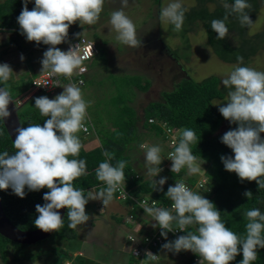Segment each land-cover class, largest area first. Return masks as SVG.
Masks as SVG:
<instances>
[{"label":"clouds","instance_id":"9594fccd","mask_svg":"<svg viewBox=\"0 0 264 264\" xmlns=\"http://www.w3.org/2000/svg\"><path fill=\"white\" fill-rule=\"evenodd\" d=\"M29 2L23 0V9L17 17L21 34L37 45L43 43L52 46L43 53L41 73H51L53 77L63 76L71 81L74 75L85 71L81 67L82 58L78 55L80 45L66 52L56 46L66 41L69 28L77 21L81 26L97 24L105 0H35L32 10L28 8ZM128 6L129 0H121L120 10L111 13L110 24L119 42L139 48L143 42L138 38L136 25L123 10ZM223 7L226 10L223 19L211 21V28L218 33L217 40L228 36L229 29L225 21L230 15H236L242 27L251 28L253 21L247 10L252 5L247 0H234L231 4L223 2ZM187 11L181 0H172L161 8L160 21L173 25V30L180 32ZM76 36H81V33H76ZM237 61L239 64L222 80L223 86L228 89L226 104L212 102L213 105H219V111L225 119L238 125L221 138V142L233 150L234 158L221 156V160L225 169L236 173L241 182L255 181L259 189H264V137L261 136L264 133V71L239 66L243 64V56H238ZM12 74L13 70L7 63L0 64V83L6 85ZM51 83L53 87L61 86L56 79ZM63 88L64 91L54 99L47 96L35 98V107L42 116L48 117L43 126L30 124L26 128L18 127L13 141L15 153H0V189L11 188L21 198L26 195L25 188L29 191L49 189L43 196L46 203L35 206L39 215L34 224L44 232H59L63 228L64 221L58 210L64 208L68 209L69 228L76 230L78 226L86 225L91 218L86 213L89 201H101L105 208L113 201L114 194L125 185L124 169L127 162L120 160L113 166L110 163L113 154L105 150L103 155L108 159L95 170L97 179L104 182L105 187L85 195L73 186V181L87 174L85 160L69 157H78L83 147L77 133L88 131L85 122L90 102L84 99L81 88L75 83L64 85ZM29 91L21 96L29 94ZM12 102L8 88H0V120L6 121L11 117L9 105ZM166 130L169 134L173 132L172 128ZM197 139L194 131H182L178 145L169 154L173 173H179L183 168H187L189 176L200 172L197 157L190 147L197 143ZM173 143H176L175 139ZM139 147L145 150L146 175L157 177L163 171L160 167L163 162L161 147L146 143ZM166 182L167 177H161L158 181L154 179L155 191L163 192ZM243 195L250 200L253 193L249 190ZM166 196L173 202L171 210L157 207L155 201L152 206L147 201L141 203L146 215L157 222L152 227H159L161 236L166 240L169 232L180 230L187 233L163 244L162 249L174 253L191 251L201 258L199 264H230L241 252L243 259L240 264H253L257 260V249H264V213L258 208L242 214L246 220V235L242 239L225 226L221 212L213 202L192 191L185 183L176 182L174 186H169ZM132 205H129V209H132ZM136 213L139 215L138 209ZM189 227H195L196 231H187ZM128 239L136 241L133 235H129ZM145 256L149 260L157 258L151 251H146Z\"/></svg>","mask_w":264,"mask_h":264},{"label":"trees","instance_id":"16d2710c","mask_svg":"<svg viewBox=\"0 0 264 264\" xmlns=\"http://www.w3.org/2000/svg\"><path fill=\"white\" fill-rule=\"evenodd\" d=\"M160 1L154 0L158 5ZM223 2L231 4L234 0H196L195 5L185 13L182 30L176 32L173 30L174 26L168 24V32L185 38L187 34L196 32L201 26L205 34L206 45L219 60L239 64L237 57L243 56L242 65H244L264 49V24L260 32L249 34V27H242L237 16L230 15L228 20L225 21L229 29L228 36L223 40H217L218 33L211 28V21L213 19H223L226 11L223 7ZM247 2L252 5L251 9L247 11L251 19H253L264 0H247ZM31 3V1L28 3L29 10H32ZM22 9L23 0H0V29L20 28L17 17L21 14ZM21 38V35L16 34L0 41V62L8 54L9 46L11 45L16 46L22 52L28 50L27 46L20 45ZM36 48L45 49L43 45H36ZM102 50L100 48L99 54H102ZM9 83L10 87H12L10 91L12 99L18 98L29 89L23 85ZM133 85L139 89H146L145 86L141 85L140 79L136 83L134 82ZM38 93H33L31 97L19 105L17 114L21 127L26 128L30 124H41L43 126L44 121L48 118L42 116L39 109L35 107L33 101ZM227 95L228 89L221 84V79L218 76L210 75L200 81H195L192 78H183L177 82L172 90L162 92L161 101L150 102L146 106L142 127L161 137V141H164L165 132L160 125L164 123L178 131V143L184 129H190L196 133L197 143L190 147L197 159L202 160L206 164L203 178H205L206 188L210 190L208 193H201V195L215 204L216 208L221 212V219L225 226L243 239L246 235V220L242 214L256 208L264 213V189H259L255 181L244 180L241 182L236 173L225 169L221 160V156H232L234 158V152L221 142L224 134H218V130L224 123L228 124L226 132L238 127V125H234L225 119L219 111V106L213 105L212 102L215 100L224 101ZM44 96H48V94L44 92ZM114 104L117 105V111L116 116L112 117L111 128L107 127L95 131L100 142L99 146L91 150H85L82 147L78 157H69V159L85 160L87 164V174L73 181V186L78 190H82L85 195L93 188L101 190V188L105 187L103 182L97 179L95 170L100 163L107 161L108 158L103 155V152L107 150L113 154V159L110 161L113 166H116L120 160L127 162L124 169L125 187L132 196L140 198L143 194H147L152 199L169 206L172 201L166 196L168 187L171 186L170 184L174 180L183 178L187 174V168H183L179 173H173L165 168L160 173L161 177H167V182L163 185L164 191H155L153 187L154 180L143 176L128 154L130 150L140 144L137 113L122 97H117ZM150 119H152L151 122L149 121ZM79 133L84 135L81 131ZM4 151L9 152L11 155L15 153L16 149L7 134L2 120H0V153ZM164 154H166L165 151ZM162 165H164L163 162L160 167ZM199 178L200 175L195 174L187 176L186 180L190 187L193 188ZM249 190L253 193L250 200L243 195L245 191ZM48 191L49 189L47 188L40 191H29L25 188L26 195L21 198L11 188L7 190L0 189L6 216L21 230L37 229L34 220L39 213H37L35 206L46 203L43 196ZM125 204L128 206L133 204L132 209H129V213L140 218L136 213L139 208L135 203L128 200ZM67 212L68 209L66 208L63 217L64 226L59 232L65 239H76V230L68 227L70 221L67 218ZM117 222L121 223L122 219L118 218ZM187 231L195 232L196 228L189 227ZM186 234V232H182L181 235ZM176 238V236L168 234L165 243ZM10 243L12 242L0 235V255L4 263L8 260L7 252ZM14 245L25 246L17 243ZM49 250L54 254H63L64 257L61 258L71 260L72 264H84L85 259L79 256L74 257L62 248L57 247ZM164 251L175 254L167 250ZM182 252L176 254H181ZM25 257L28 260L36 258L33 254H26ZM242 259L243 254L241 252L230 264H240ZM189 264H194L193 256L189 257ZM253 264H264V249H257V260Z\"/></svg>","mask_w":264,"mask_h":264},{"label":"rangeland","instance_id":"374dc122","mask_svg":"<svg viewBox=\"0 0 264 264\" xmlns=\"http://www.w3.org/2000/svg\"><path fill=\"white\" fill-rule=\"evenodd\" d=\"M170 2L172 0H161L158 5L154 0H129V6L123 10L136 25L138 38L143 42V46L139 48H132L119 42L116 39L117 33L110 24L111 13L120 10L121 0H105L104 10L97 24L83 26L84 35L92 38L99 50L100 48L103 49L102 54L98 52L89 64L85 85L81 87L84 99L90 102L86 120L91 124L89 129L91 135L88 138L91 137L90 139L95 140L93 144H90L83 142L82 136L79 137L82 145L87 149L95 147V144L99 142L96 130L111 128L112 117L116 116L117 111V105L114 104V101L117 97H122L137 113L140 144L160 146L164 164L166 161L164 151L167 149L164 141H161V137L142 127L146 106L150 102L161 101L162 92L172 90L177 82L183 78L200 81L210 75H215L221 79L222 84V80L238 65V63L223 62L212 53L206 45L205 34L201 26L196 32L187 34L185 38L170 34L168 24H162L160 21L161 8ZM195 2L196 0H181L187 9L193 7ZM31 4L33 9L35 1ZM252 21L253 24L248 29L249 34L260 32L264 24V3L261 4ZM0 33H7L6 38L19 34L22 36L20 45L28 47L27 51L22 52L14 45L9 46V52L0 64L7 63L13 70V74L6 85L1 84L7 87L9 91L12 89L9 82L26 86L30 90L31 78L41 73V60L46 48H36L37 43L28 41L26 36L21 34L20 28L0 29ZM21 55L24 57L23 60H21ZM239 66L264 71V49L248 63ZM139 79L141 85L145 86L146 89H139L133 85ZM63 86L64 84L53 87L47 93V97L54 99L64 91ZM30 94L19 97L16 104L26 101ZM41 96H44L43 91L36 95V97ZM227 99L228 95L224 101L215 100V102L226 104ZM33 102L35 103V100ZM227 126L226 123L222 124L218 134H225ZM261 136L264 137V133ZM140 144L128 152L130 159L136 167L139 166L138 170L143 176L158 181L161 178L160 174L157 177L146 175L145 150L139 147ZM196 162L201 169L196 175H200L199 180L203 182L206 164L200 159H197ZM187 176L189 175L186 174L183 177L184 181ZM202 184V186L194 187L193 191L198 194L208 193L210 190L206 188L204 182ZM90 191L96 190L93 188ZM114 200L119 202L116 198ZM89 203L95 205L94 211L91 210ZM89 203L86 207V213L91 218L86 225L77 227L76 239H65L61 232H54L45 240L32 245L19 247L12 242L14 244L8 245L7 262L4 263L0 255V264H64L66 259L61 258L64 257L63 254H54L49 250L57 247L64 249L74 257H82L85 259L84 264H113L122 259L125 261L127 255L124 250L128 248H124V236L127 233V228L123 223L126 229L123 230V225L119 226L117 219L120 218L123 222V218L126 217V205L119 202L120 212L116 213L119 208L113 209L109 207L110 204L102 208L101 201H89ZM112 210L116 213V218L110 215ZM139 217L143 218L140 213ZM42 250L43 252H41ZM163 253L164 264H189V257L193 252ZM26 254H33L36 258L28 260L25 257Z\"/></svg>","mask_w":264,"mask_h":264},{"label":"built area","instance_id":"2783aa9c","mask_svg":"<svg viewBox=\"0 0 264 264\" xmlns=\"http://www.w3.org/2000/svg\"><path fill=\"white\" fill-rule=\"evenodd\" d=\"M31 2H34L35 0H30ZM84 26V25H83ZM83 26L80 25L79 21H77L75 24L71 25L69 28V35L66 39V41L60 45H57L56 47L60 48L62 51H68L71 47H74L75 45H80V51L78 55L82 58V65L85 69L82 73H79L78 75H74L72 80L69 81L66 77L59 76V77H53L51 73H39L35 75L33 78H31V89L29 91L30 93L34 92H49L53 86L51 81L53 79H56L59 81L60 85H67L69 83H75L78 87H83L85 85L87 74L89 72V64L93 61L95 55L98 54L99 49L95 41L90 38L86 37L84 35ZM76 33H81V36L77 37ZM40 45H43L46 50L49 47H52L51 45H45L41 43ZM83 81V83H81ZM49 82V83H48ZM46 83H48L46 85ZM58 87V86H56ZM150 122L152 119L149 120ZM86 127L88 128L87 132H84L81 130V132L86 135L90 133L89 129L91 124L88 122H85ZM165 132V140L164 143L167 147L165 150L166 154V161L164 165H162V169L171 171L172 161L169 159V154L174 151L175 146L178 145L177 135L178 131L175 128L173 129V132L169 134L167 132L168 127L166 124L161 123L160 124ZM175 139L176 143H173V140ZM176 182H183L185 183L192 191L195 189L196 186H202L203 182L205 183V179L203 182L200 180L197 182V184L192 188L188 184L187 180H183V178H179L174 180L170 185L174 186ZM103 185L104 182H103ZM115 198L119 200L120 202H126L128 200H131L135 205L138 206V214L140 213L143 218H137L134 217L131 214H127L126 217L123 219V223L126 225L127 233L125 235V243L124 246L128 249H125L124 252L127 255V259L124 261L118 260L114 262L113 264H164V250L162 249V245L165 244L166 239L161 236V229L159 227L153 228L152 224L157 223L153 220V218L149 215H146L143 208H141V203L144 201H147L149 206H152L153 201L156 202V206L160 208H164L167 210H171L172 203L169 206L164 205V203L152 199L150 195H142L140 198H136L132 196L129 192V190L125 187V185L115 194ZM175 214V213H173ZM183 231L176 230L175 232H169L168 234H171L173 236H176L177 238L181 236ZM129 235H133L136 238V241H132L128 239ZM151 251L154 255L157 256L155 260H149L146 259L145 252ZM194 264H199L200 257L192 253ZM64 264H72L71 260H66Z\"/></svg>","mask_w":264,"mask_h":264},{"label":"water","instance_id":"95a60500","mask_svg":"<svg viewBox=\"0 0 264 264\" xmlns=\"http://www.w3.org/2000/svg\"><path fill=\"white\" fill-rule=\"evenodd\" d=\"M6 37H7L6 33H0V40L5 39ZM0 88H3L1 84H0ZM16 100L17 99H13V102L9 105V111L12 113L11 117L6 119V121L2 120L3 125L12 143L15 140L17 134L16 129L18 127H21L20 120L17 114L19 106L16 105ZM58 211L60 212L63 218L66 208L60 209ZM53 233L54 232H44L38 228L34 230H21L17 228L6 216L0 196V235L1 236L17 244L32 245L39 241L45 240Z\"/></svg>","mask_w":264,"mask_h":264},{"label":"crops","instance_id":"0c3cea01","mask_svg":"<svg viewBox=\"0 0 264 264\" xmlns=\"http://www.w3.org/2000/svg\"><path fill=\"white\" fill-rule=\"evenodd\" d=\"M77 135L78 136H82L83 137V142L85 141L86 143L87 142H89L90 144L92 143H94L95 142V140L94 139H90V138H88L90 135H91V132L88 134V136L86 137V136H84V135H81L80 133H77ZM99 140V139H98ZM99 143L100 142H98V144H95V147H91V149H94V148H96V147H98L99 146ZM89 144V146H92V145H90ZM83 148L85 149V150H91V149H87V147H85V146H83ZM138 167V169H139V166H137ZM140 171V170H139ZM96 191H99V190H97V189H95ZM115 198V197H114ZM121 203V202H120ZM114 204H116L115 206H113ZM125 204V203H124ZM126 205V207L127 208H125L126 209V214H128L129 213V206L127 205V204H125ZM89 206L91 207V210L92 211H94V209H95V205L93 204V205H91L90 203H89ZM119 202L117 203L114 199H113V201L110 203V206L109 207H112L113 209H115V207H117V208H119ZM101 207L103 208V204L101 205ZM117 212H120V208H119V210H117L116 211V213ZM113 210L112 211H110V215L111 216H113V217H115L116 218V214ZM115 215V216H114ZM120 225H123V230H126L125 228H124V224H123V222H121V223H119V226ZM121 238H123V237H121ZM124 238H125V236H124ZM125 243V242H124ZM124 248H125V246H124Z\"/></svg>","mask_w":264,"mask_h":264},{"label":"bare ground","instance_id":"6f19581e","mask_svg":"<svg viewBox=\"0 0 264 264\" xmlns=\"http://www.w3.org/2000/svg\"><path fill=\"white\" fill-rule=\"evenodd\" d=\"M207 182V181H206Z\"/></svg>","mask_w":264,"mask_h":264}]
</instances>
